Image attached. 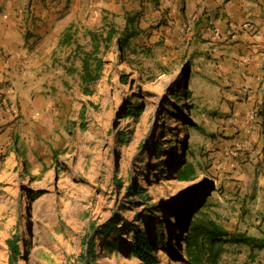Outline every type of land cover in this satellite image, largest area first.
Here are the masks:
<instances>
[{
    "label": "rangeland",
    "instance_id": "1",
    "mask_svg": "<svg viewBox=\"0 0 264 264\" xmlns=\"http://www.w3.org/2000/svg\"><path fill=\"white\" fill-rule=\"evenodd\" d=\"M127 16L138 34L122 51L100 45L90 94L79 80H46L35 94L51 105L31 116L33 136L0 151V264L13 236L14 264H142L131 256L137 231L148 232L155 264H181L173 234L203 203L230 233L262 240L226 246L220 264H264V108L238 141L204 40L174 46L167 16ZM125 22L107 14L90 30ZM88 31L74 38L86 52ZM188 163L193 178L179 181ZM109 223L117 231L103 233ZM88 243L92 256L82 261Z\"/></svg>",
    "mask_w": 264,
    "mask_h": 264
},
{
    "label": "crops",
    "instance_id": "2",
    "mask_svg": "<svg viewBox=\"0 0 264 264\" xmlns=\"http://www.w3.org/2000/svg\"><path fill=\"white\" fill-rule=\"evenodd\" d=\"M134 10L167 16L174 46L196 35L204 40L200 47L216 60L241 140L264 108V0H0V151L33 136L31 116L51 105L52 98L35 94L46 80H79L74 46L59 44L66 28L73 40L107 14L117 20Z\"/></svg>",
    "mask_w": 264,
    "mask_h": 264
},
{
    "label": "trees",
    "instance_id": "3",
    "mask_svg": "<svg viewBox=\"0 0 264 264\" xmlns=\"http://www.w3.org/2000/svg\"><path fill=\"white\" fill-rule=\"evenodd\" d=\"M133 19V16H130V18L126 16V22L120 31H117L112 24H103L101 28L95 31L89 30L88 36L91 43V50L88 52L81 50L79 44L75 43L74 39L72 40L70 27L66 28L63 32L59 44L67 45L71 43L74 45L72 56L80 63L79 83L82 86L83 93L89 95L90 92L84 89L98 79V71L95 70L100 66L101 61L95 57V54L99 52L100 45L107 47L112 41H115L118 50L122 51L123 46L138 34L137 30L129 24ZM128 25H130L129 28ZM92 64L95 65L94 69H90ZM134 111V107L128 105L124 113L125 115H132ZM121 140L123 141V138ZM15 151L18 153V149ZM176 177L179 181L192 179L193 165L188 163L181 166L177 170ZM139 190L140 193L138 192ZM135 191L141 195V188H136ZM141 201H144V199ZM205 204L203 203L199 207L197 206L191 213L186 214L184 222L177 230V233L173 234L180 241V244L183 245V252L180 259L181 264H220V256L224 253L228 245L239 243L248 246L262 245V240L227 231L215 219L201 212L200 207L202 208ZM109 231H117L114 223H109L104 228L103 233ZM6 245L8 250L7 262L8 264H14L20 254L16 244V238L13 236L6 240ZM91 246L92 243H88L86 251L80 256L82 261H86L87 257L92 256ZM130 248L131 256L139 260L142 264H155L148 232L137 231L133 234V242H131Z\"/></svg>",
    "mask_w": 264,
    "mask_h": 264
},
{
    "label": "built area",
    "instance_id": "4",
    "mask_svg": "<svg viewBox=\"0 0 264 264\" xmlns=\"http://www.w3.org/2000/svg\"><path fill=\"white\" fill-rule=\"evenodd\" d=\"M242 27L246 31H251V23L249 22H245Z\"/></svg>",
    "mask_w": 264,
    "mask_h": 264
},
{
    "label": "bare ground",
    "instance_id": "5",
    "mask_svg": "<svg viewBox=\"0 0 264 264\" xmlns=\"http://www.w3.org/2000/svg\"><path fill=\"white\" fill-rule=\"evenodd\" d=\"M15 163L10 162L9 166H13Z\"/></svg>",
    "mask_w": 264,
    "mask_h": 264
}]
</instances>
